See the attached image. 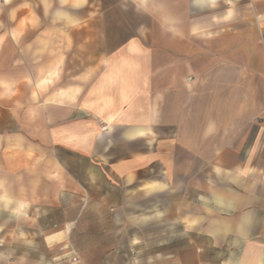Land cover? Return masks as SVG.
Masks as SVG:
<instances>
[{
  "label": "crops",
  "instance_id": "0c3cea01",
  "mask_svg": "<svg viewBox=\"0 0 264 264\" xmlns=\"http://www.w3.org/2000/svg\"><path fill=\"white\" fill-rule=\"evenodd\" d=\"M72 249L264 264V0H0V264Z\"/></svg>",
  "mask_w": 264,
  "mask_h": 264
},
{
  "label": "rangeland",
  "instance_id": "374dc122",
  "mask_svg": "<svg viewBox=\"0 0 264 264\" xmlns=\"http://www.w3.org/2000/svg\"><path fill=\"white\" fill-rule=\"evenodd\" d=\"M17 0H14V2H16ZM20 2H23V3H27L29 0H19ZM15 6V5H14ZM43 8V7H42ZM45 8V7H44ZM25 11L27 12H30L31 9L28 7V5L25 6ZM152 12H153V16L154 18H158L160 15V11L158 9V7L154 6L152 8ZM154 23V28L156 29H159L161 28L162 26V22L160 20H156L154 19L153 21ZM185 23H188V21H186ZM155 39H157V42L159 44V41H160V37H156ZM175 71L177 72H180V71H183L182 69H176ZM148 207H149V210L148 211H151L150 213H137L136 215L138 216L137 219L140 220L139 218H144L146 217L149 222H150V225H149V228L147 229H138L137 230V234H141V233H147L148 236H157L160 234L161 232V229H160V225L157 224L156 222L159 221V219H155V216H157V209H159V204H160V196H153L151 199H147L146 203H145ZM153 216V217H151ZM150 218H153L150 219ZM172 221V220H171ZM168 236L170 238V248L171 247H176L177 245L175 244L177 241L176 239L177 238H183V236H185L184 232H183V229L182 227H178L177 225H173V224H170L169 225V229H168ZM174 243V244H173ZM149 247H153L155 248L154 245H151ZM157 248H159L157 246Z\"/></svg>",
  "mask_w": 264,
  "mask_h": 264
},
{
  "label": "clouds",
  "instance_id": "9594fccd",
  "mask_svg": "<svg viewBox=\"0 0 264 264\" xmlns=\"http://www.w3.org/2000/svg\"><path fill=\"white\" fill-rule=\"evenodd\" d=\"M251 224L250 217H242L241 222L237 225V233L243 235L246 228Z\"/></svg>",
  "mask_w": 264,
  "mask_h": 264
},
{
  "label": "built area",
  "instance_id": "2783aa9c",
  "mask_svg": "<svg viewBox=\"0 0 264 264\" xmlns=\"http://www.w3.org/2000/svg\"><path fill=\"white\" fill-rule=\"evenodd\" d=\"M72 251V256L65 262L66 264H71L79 260V256L75 250Z\"/></svg>",
  "mask_w": 264,
  "mask_h": 264
}]
</instances>
